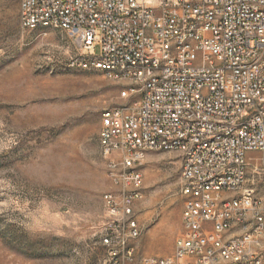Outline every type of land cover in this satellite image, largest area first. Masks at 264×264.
I'll return each instance as SVG.
<instances>
[{
    "label": "built area",
    "instance_id": "built-area-1",
    "mask_svg": "<svg viewBox=\"0 0 264 264\" xmlns=\"http://www.w3.org/2000/svg\"><path fill=\"white\" fill-rule=\"evenodd\" d=\"M25 29L65 31L69 67L104 72L138 99L101 114L102 264H264V0H20ZM99 53L96 54V47ZM149 150L181 157V230L168 255H137L134 205Z\"/></svg>",
    "mask_w": 264,
    "mask_h": 264
},
{
    "label": "rangeland",
    "instance_id": "rangeland-1",
    "mask_svg": "<svg viewBox=\"0 0 264 264\" xmlns=\"http://www.w3.org/2000/svg\"><path fill=\"white\" fill-rule=\"evenodd\" d=\"M75 53L65 31L25 29L20 0H0V264H102L106 256L103 195L114 187L99 148L101 114L138 94L121 98L127 84L69 67ZM251 157L248 186L264 213V151ZM140 170L136 252L168 255L181 230V157L149 150Z\"/></svg>",
    "mask_w": 264,
    "mask_h": 264
},
{
    "label": "crops",
    "instance_id": "crops-1",
    "mask_svg": "<svg viewBox=\"0 0 264 264\" xmlns=\"http://www.w3.org/2000/svg\"><path fill=\"white\" fill-rule=\"evenodd\" d=\"M263 244H264V242H263Z\"/></svg>",
    "mask_w": 264,
    "mask_h": 264
}]
</instances>
